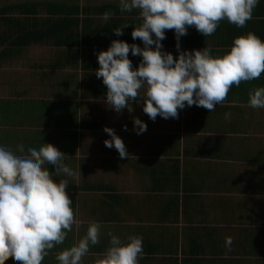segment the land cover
Returning a JSON list of instances; mask_svg holds the SVG:
<instances>
[{"label": "crops", "instance_id": "crops-1", "mask_svg": "<svg viewBox=\"0 0 264 264\" xmlns=\"http://www.w3.org/2000/svg\"><path fill=\"white\" fill-rule=\"evenodd\" d=\"M59 4L74 7V18L81 19L72 35L61 26L66 14ZM140 23L137 10L120 11L119 0H0V144L27 149L51 143L81 172L77 180L68 178L66 191L82 223L42 264H57L56 254L82 238L93 221L102 225L100 243L82 264L103 255L109 232L122 240L143 237L140 264H264V108L248 105L249 92L264 86V74L233 85L212 112L186 106L178 118L153 121L141 100L133 102L132 113L126 108L117 114L95 75L97 54L113 40L143 47L131 36ZM55 25L53 36L29 39V30L48 33ZM118 27H125L122 36L114 33ZM249 32L264 40V0L243 28L222 20L205 37L190 27L180 50L210 47L211 55L222 57L234 38ZM162 44L178 56L174 30L166 31ZM129 58L134 67L142 59L131 52ZM133 117L146 122L147 131L137 135ZM105 127L122 138L127 157L105 146ZM5 264L19 262L10 256Z\"/></svg>", "mask_w": 264, "mask_h": 264}, {"label": "clouds", "instance_id": "clouds-1", "mask_svg": "<svg viewBox=\"0 0 264 264\" xmlns=\"http://www.w3.org/2000/svg\"><path fill=\"white\" fill-rule=\"evenodd\" d=\"M260 0H119L121 12L137 10L141 23L132 39L139 44L113 40L107 50L97 54L95 71L107 87L106 105L117 114L134 101H143V112L153 121L178 118L179 111L196 105L209 112L222 104L233 85L259 79L264 74V40L252 32L234 38L222 57L212 49L180 50V39L194 27L203 36H212L222 20L243 28L253 18ZM112 13L103 14L107 21ZM126 25L125 27H127ZM116 28V36L123 29ZM174 30L178 56L163 50L166 31ZM154 46V47H153ZM142 57L133 66L129 53ZM143 95L141 96V91ZM249 107L264 108V86L249 92ZM231 113H225L229 119ZM125 130L127 126L125 125ZM110 136L104 144L115 148L123 159L129 154L115 130L105 127ZM137 135L147 131V123L133 117ZM66 154L51 143L15 149L0 144V264L11 256L19 264H42L50 250L64 244L73 226L80 227L66 189L69 179L77 180L76 170L65 162ZM49 165L55 171L49 170ZM59 178V179H57ZM102 225L90 222L85 235L56 254L57 264H82L91 247L100 243ZM108 247L95 264H140L144 256L143 237L130 235L126 240L108 233ZM231 237L225 246L231 250Z\"/></svg>", "mask_w": 264, "mask_h": 264}, {"label": "trees", "instance_id": "trees-1", "mask_svg": "<svg viewBox=\"0 0 264 264\" xmlns=\"http://www.w3.org/2000/svg\"><path fill=\"white\" fill-rule=\"evenodd\" d=\"M35 5H38L37 3H35ZM34 5V6H35ZM57 7L58 8H60V9H62V7H63V10H64V13L66 14V18H65V21L64 20H62L63 22H62V24H61V26L62 27H66V31H68V30H70V33H71V31H72V29H71V27L73 26V23L76 21L77 23H79V20L81 21V19L80 18H74V14H75V11H74V7H68L67 6V10H65L64 9V5H57ZM9 8H13V7H9ZM16 8V7H15ZM59 10H57L56 12H58ZM68 24H70V26L69 27H67V25ZM50 28H51V26H50ZM59 28V26L58 25H55L53 28H51L50 30H49V32L48 33H45V31H42L41 29H39V28H37V29H33V30H29V35L31 36V38H29V39H32L33 38V36H34V38L35 39H39V38H43V37H50V36H53L56 32H57V29ZM71 35H72V33H71ZM71 35H69L68 34V32H67V34H66V36H71ZM68 43V42H67ZM70 44V43H69ZM71 44H73V43H71Z\"/></svg>", "mask_w": 264, "mask_h": 264}]
</instances>
